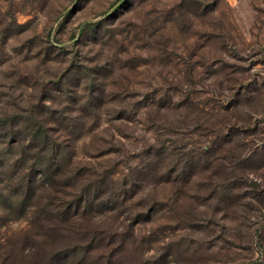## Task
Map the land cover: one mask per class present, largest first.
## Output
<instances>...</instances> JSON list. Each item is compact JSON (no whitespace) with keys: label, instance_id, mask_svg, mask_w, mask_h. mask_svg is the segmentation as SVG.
Listing matches in <instances>:
<instances>
[{"label":"rangeland","instance_id":"rangeland-1","mask_svg":"<svg viewBox=\"0 0 264 264\" xmlns=\"http://www.w3.org/2000/svg\"><path fill=\"white\" fill-rule=\"evenodd\" d=\"M0 264H264V0H0Z\"/></svg>","mask_w":264,"mask_h":264},{"label":"trees","instance_id":"trees-1","mask_svg":"<svg viewBox=\"0 0 264 264\" xmlns=\"http://www.w3.org/2000/svg\"><path fill=\"white\" fill-rule=\"evenodd\" d=\"M41 173H43V174L45 175V174H46V170H45V169H43Z\"/></svg>","mask_w":264,"mask_h":264}]
</instances>
